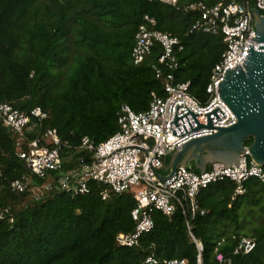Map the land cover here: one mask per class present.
<instances>
[{"label": "trees", "instance_id": "trees-1", "mask_svg": "<svg viewBox=\"0 0 264 264\" xmlns=\"http://www.w3.org/2000/svg\"><path fill=\"white\" fill-rule=\"evenodd\" d=\"M198 2L211 7L219 0H178L175 6L159 0H0V103L26 114L34 108L46 113L41 123L31 119L21 147L42 141L47 129L57 132L66 146L62 168L51 179L91 160L79 149L81 139L98 145L116 133L121 106L139 114L152 94L165 98L168 74L174 83L189 82L188 94L200 104L208 101L205 89L225 45L221 36L190 31L197 14L187 7ZM144 16L182 47L173 52L177 67L160 65L159 77L152 68L159 45L142 64L131 60ZM17 141L0 121V213L7 210L0 217V264H143L150 254L161 262L197 264L200 256L202 264H218V253L231 264H264V183L256 179L244 183L242 195H235L229 180L200 190L198 206L206 213L188 216V225L178 206L169 217L153 211V228L138 247H118L116 236L134 229L132 193L103 201V186L93 181L86 195L36 190L47 181L29 173ZM168 161L163 158L160 175L167 174ZM189 170L197 172L193 165ZM22 178L28 188L12 192L9 183ZM241 238L255 242L253 251L232 255Z\"/></svg>", "mask_w": 264, "mask_h": 264}, {"label": "built area", "instance_id": "built-area-1", "mask_svg": "<svg viewBox=\"0 0 264 264\" xmlns=\"http://www.w3.org/2000/svg\"><path fill=\"white\" fill-rule=\"evenodd\" d=\"M161 3L175 6L178 0H159ZM256 9L264 15V0H219L211 7L202 2L187 7L197 17L190 31L221 36L225 50L220 61L214 66L206 86L208 101L202 105L188 94L189 82L174 83L173 75L168 74L164 85L165 98L152 94V100L145 112L135 114L128 106H121L117 118L119 130L104 142L95 145L87 137L81 139L79 149L91 154L88 163H81L57 178L51 173L61 170L60 150L66 146L54 129H47L40 139L29 141L26 148L21 147L25 131L32 129L31 119L41 123L47 118L40 108L30 110L28 114L15 109L11 104L0 103V121L12 134L18 136L17 155L23 161L29 173L47 182L34 189H51L64 192L71 196L89 193V182L103 186L101 200L108 199L110 194L130 192L135 200V208L130 216L134 229L130 233H119L115 238L118 247H138L142 235L153 228L151 214L159 211L169 217L176 206L180 207L186 218L193 219L196 215L203 216L206 212L199 208L197 196L200 190L211 184L229 180L236 185L235 195L244 193V183L256 179L264 183V170L255 164L249 156L248 147L240 154L238 166L226 168L222 163H214L207 167L203 175L178 167L172 178L160 180L156 175L163 168V158L172 151L180 150L181 146L192 139H197L217 132V129L199 128L181 137L172 136L170 123H173L175 112L177 118L188 111L195 116L199 125L207 124V115L218 110L223 117L212 124V127L227 128L236 123V116L221 100L218 84L225 72L234 67H242L246 60L247 46L257 49L258 44L252 41L255 37L253 15L250 10ZM157 44L161 54L157 64L152 66L157 77L161 75L160 65L173 70L177 63L173 57L175 49L182 47L177 38L155 29V21L148 16L143 17L134 38L131 51L133 65L142 64ZM151 166H149L148 164ZM154 172H153V171ZM156 175H155V174ZM50 179V180H49ZM29 183L24 179H16L9 183L12 192L22 193ZM7 212L6 209L3 211ZM3 212L0 213V217ZM255 242L249 238H241L233 249L232 255H247L253 251ZM200 248V245H198ZM218 264H231L229 256L218 253ZM143 264H188L185 260L172 259L159 261L152 254L147 255ZM197 264H202L198 256Z\"/></svg>", "mask_w": 264, "mask_h": 264}, {"label": "water", "instance_id": "water-1", "mask_svg": "<svg viewBox=\"0 0 264 264\" xmlns=\"http://www.w3.org/2000/svg\"><path fill=\"white\" fill-rule=\"evenodd\" d=\"M250 11L255 28V37L251 40L258 44V48L247 46L243 66L228 69L219 82L217 91L221 100L236 116V123L227 128L212 127V124L223 117L215 110L201 115L207 116V124L199 125L195 118L197 115L188 111L177 118L176 110L174 121L170 123L172 136L181 137L199 128L217 129V132L192 139L183 144L180 150L165 155L169 158L164 167L167 174L154 173L160 180L171 179L178 167L190 169L193 165L203 175L207 167L214 163L224 164L225 169L238 166L240 154L248 140H251L248 146L250 159L264 167V15L256 9Z\"/></svg>", "mask_w": 264, "mask_h": 264}]
</instances>
